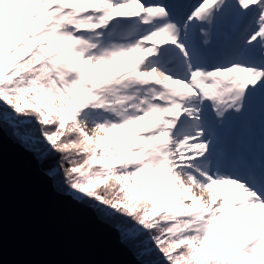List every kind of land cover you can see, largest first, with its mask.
I'll return each mask as SVG.
<instances>
[{"label": "snow or ice", "instance_id": "obj_1", "mask_svg": "<svg viewBox=\"0 0 264 264\" xmlns=\"http://www.w3.org/2000/svg\"><path fill=\"white\" fill-rule=\"evenodd\" d=\"M0 106L156 264H264V0H0Z\"/></svg>", "mask_w": 264, "mask_h": 264}, {"label": "water", "instance_id": "obj_2", "mask_svg": "<svg viewBox=\"0 0 264 264\" xmlns=\"http://www.w3.org/2000/svg\"><path fill=\"white\" fill-rule=\"evenodd\" d=\"M0 264H142L92 208L61 194L0 125Z\"/></svg>", "mask_w": 264, "mask_h": 264}, {"label": "trees", "instance_id": "obj_3", "mask_svg": "<svg viewBox=\"0 0 264 264\" xmlns=\"http://www.w3.org/2000/svg\"><path fill=\"white\" fill-rule=\"evenodd\" d=\"M2 107V106H0ZM1 125L6 129L7 133H9L11 136H15L17 134V130L13 129L11 125H9L6 121H3L0 119ZM20 133L22 134V130H20ZM18 135V134H17ZM20 136V135H18ZM48 146L46 144H31V142H28V146H26L27 149H31L37 159L38 166L41 171L46 172L47 170L51 169H59L60 168V161H61V154L52 152L50 149V155L47 158L46 162L41 165L39 164V157L43 154V149L47 148ZM45 169V170H44ZM52 184L54 183V178L50 177ZM62 179V173L59 177ZM61 193V192H59ZM67 191L61 193L65 194ZM82 204L92 207L94 209V213L97 216V218L100 220V214H98V209L102 206L96 205L94 201H90L87 198H85L83 201H80ZM102 220V219H101ZM105 222L104 220H102ZM108 225L115 227L116 224H122L126 227L137 229V236L135 238L131 236H126L124 240L121 239V233L119 231V238L121 242L132 252V254L142 263V264H156V262L159 259L158 253L154 249V245L151 241L150 234L144 231L143 229L139 228L138 225H136L132 220H130L127 217H123L119 215L118 213H113L112 217L105 222Z\"/></svg>", "mask_w": 264, "mask_h": 264}, {"label": "rangeland", "instance_id": "obj_4", "mask_svg": "<svg viewBox=\"0 0 264 264\" xmlns=\"http://www.w3.org/2000/svg\"><path fill=\"white\" fill-rule=\"evenodd\" d=\"M135 55L136 54H133V56L132 57H128V58H125L124 60H122V61H120V62H117V65H116V67H122L124 64H126L127 62H129L130 60H132L133 59V57H135ZM0 119L1 120H3L4 121V119H3V117L2 116H0ZM0 125H1V123H0ZM2 126V125H1ZM3 127V126H2ZM4 128V127H3ZM4 130H5V133L7 134V136H9L12 140H14L15 142H18V143H20V144H22L23 146H25V144L22 142V140H21V138H20V136H18L17 134H15V136L13 135V136H11L9 133H7V131H6V129L4 128ZM26 147V146H25ZM31 150V149H30ZM90 208H92V207H90ZM93 209V208H92ZM93 211H94V209H93ZM95 212V211H94ZM101 220V219H100ZM102 221V220H101ZM110 226V225H109ZM112 227V226H111ZM112 228H114V227H112ZM116 229V228H115ZM117 230V229H116ZM117 232L119 233V231L117 230Z\"/></svg>", "mask_w": 264, "mask_h": 264}, {"label": "bare ground", "instance_id": "obj_5", "mask_svg": "<svg viewBox=\"0 0 264 264\" xmlns=\"http://www.w3.org/2000/svg\"><path fill=\"white\" fill-rule=\"evenodd\" d=\"M134 58V57H133ZM119 67V66H118Z\"/></svg>", "mask_w": 264, "mask_h": 264}]
</instances>
